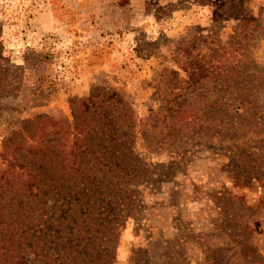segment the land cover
Instances as JSON below:
<instances>
[{
  "label": "rangeland",
  "instance_id": "374dc122",
  "mask_svg": "<svg viewBox=\"0 0 264 264\" xmlns=\"http://www.w3.org/2000/svg\"><path fill=\"white\" fill-rule=\"evenodd\" d=\"M239 18L255 20L256 27ZM0 55L7 80L20 87L8 94L0 88V171L12 154L31 166L36 182H65L63 170L72 183H83L72 200L61 202L63 209L51 197L0 187V237L13 226L20 231L15 239L24 230L37 232L35 238L45 243L38 249L52 256L37 253L39 261L55 264L51 252L66 242L64 234L73 228L76 238V231L89 229L92 212L77 202L94 200L93 192L84 193L89 178L101 182L108 175L95 165L81 179L69 168L57 169L66 160L54 146L62 138L71 144L84 124L78 100L115 92L127 116L113 123L98 119V110L85 116L91 154L81 155L80 167L100 161L104 150L116 154L113 159L129 169L130 186L139 192V221L129 217L104 225L105 238L96 237L80 264H162L167 245L170 258L177 253L169 264H264V123L242 147L250 162H234L219 151L207 125L211 116L203 104L209 95L187 98L185 110L206 109L192 132L169 128L173 111L166 100L170 87L189 86L184 68L197 58L201 64L222 60L227 67L199 86L215 88L225 100L258 88L257 103L263 104L264 0H0ZM42 78L48 85L36 88ZM183 104L180 99L177 106ZM42 137L43 144L50 142L49 153L29 151ZM66 257L63 264H75L76 256Z\"/></svg>",
  "mask_w": 264,
  "mask_h": 264
},
{
  "label": "trees",
  "instance_id": "16d2710c",
  "mask_svg": "<svg viewBox=\"0 0 264 264\" xmlns=\"http://www.w3.org/2000/svg\"><path fill=\"white\" fill-rule=\"evenodd\" d=\"M239 19L241 24L251 23L254 28L256 27L255 20H245L244 18ZM246 25L247 24L243 25L244 27L242 28L243 36L248 35ZM202 57H205V54L202 55ZM211 58L212 56L209 55V59ZM2 59L3 58L0 55V62ZM209 61L210 60L204 61L202 64L197 58L190 61L188 67L184 68V71L189 73V86L183 87L178 84L179 86L175 85L170 87L169 95L171 97L166 99L169 103L167 110L173 111V114L170 116V119L167 118V121L169 122L168 126L171 129H177V133L184 130L192 132L190 129L196 127L202 116V112L206 111V109L204 108L202 110H198L190 108L185 110L187 98H192L193 94L197 92L199 93V97L206 98L209 95L210 98L206 100L203 105L206 106L208 110L206 114L211 116L207 119V125L211 126L210 130L215 131L212 135L215 134L218 137L217 144L219 146V151H221L224 156H227V158H233L234 162L249 163V159H244L246 154H244L242 147L247 142V139H250L248 138V134H253V131L258 127L259 123L260 125L264 123V100H262L263 104H258V99L256 98V95H259L261 90L252 86L254 89L248 91V95L246 96L243 94H239V96H237L236 93H233L230 94L231 99L229 100H225V97L218 99L217 95L220 92L216 91L217 93H215V88H212V91H210L206 90L205 86L198 85L203 80H212V75L217 76L227 68L225 66L226 63L222 62V60L215 62ZM205 64H208V66H205ZM6 74V70H3L0 67V88L2 89V93H16L20 89L19 83L17 86L13 87V84L7 80L8 76ZM46 81L43 78L40 79L36 88L48 85L46 84ZM36 88L33 87L31 90H34V97L40 98L38 94L36 95ZM262 92H264V88H262ZM97 97L99 98L97 99ZM44 99L45 97L40 100H36L34 98L33 102L40 103ZM180 99H184V104L182 106H177ZM121 109L120 97L115 92H109L107 95L95 93L78 100L77 113L81 115L80 118L83 119L84 124L81 125L80 123L79 130L72 135L73 140L71 144L67 143L65 145L64 142L67 141V139L62 138L60 141L63 142L62 145L54 146L58 147V150L59 148L61 149L63 155L62 158L63 160H66V164L56 166L57 169L69 168L73 171V173L71 172L72 174L77 175V179H81L85 178L82 172H85L86 175L91 173V170L93 169L92 165H95L96 169L99 171H105V176L108 175V179L101 182L91 181L89 178L88 181L90 182H88V188L84 190V193L88 191L93 192L95 198L92 201L90 199L80 198L81 200L77 202V205L79 209H81L82 206L86 208L88 207L86 212L88 215L92 212V214L88 217L89 220L92 219V224L87 231H76V238L73 234V228L69 236L68 234H64V236L67 237L66 242H64L61 246H58V244L55 245L51 252L52 254H55V257L57 258L58 263L55 264H63V261H68L66 256L70 257L71 255L76 256L74 258L72 257V261L75 262V264H80V261L85 258L84 255L86 256V254L81 253L93 250L96 237L105 238L103 236V233L106 230V227H103L104 225H114V223H116L114 220H118L122 224V222L129 217L137 222L139 221L136 219V215L141 210L139 192L137 191L136 185L132 187L130 186V180H128L130 173L129 169L126 168V166L118 165V162L113 159L116 154H111L110 152L104 150L100 161L95 162V159L90 161L91 165L87 170L86 168L80 167L81 155L87 156L91 154L88 146L91 126L87 125V118H85V116H93L95 115V110H98L101 115V117L98 116V119L102 120L106 117H110L113 121L108 122L113 123L119 115L123 117L127 116L126 113L121 114ZM116 111H118V113H116ZM112 115H115V117H112ZM44 140H46V137H42V139L37 140L32 146H30L29 151L36 153L40 150L44 154L49 153L47 148L49 147L50 142L47 141L43 144L42 141ZM54 140L55 139L53 138L51 141ZM58 141L59 139L56 138V142ZM68 145H70L69 150ZM79 150L80 152L78 153ZM9 156L10 157H4L3 161L6 163V166L0 171V187L6 190L10 189L12 186H16L17 188L14 187L11 190L27 197H38L40 195L47 196L49 198L51 197L56 201V203L59 204L60 202L58 208L63 209L65 208V205L61 204V202H64L66 199L72 200L70 194L75 191L77 193V191L81 190L83 187V183H72L69 178H65L67 176L66 172L63 170L61 172L65 182H57L56 179L48 183L40 180L39 182H36V175L33 173L31 166L29 168L25 165V163H19L16 156L12 154ZM96 157H98V155H96ZM99 158H101V156H99ZM67 164L70 166L68 167ZM110 180L112 182L107 183ZM49 198H45L43 200V206L48 207L46 204L51 202ZM73 200L75 201V199ZM83 201H87V203L81 204ZM84 207L82 209H84ZM94 211H96L97 214H93ZM115 211H117V213L114 215L113 213ZM84 215L85 213L82 214V216ZM58 219L60 220V218ZM59 227L60 226L56 228ZM24 231L25 232L19 234L17 239L12 237L14 234L20 232L19 228L16 226H13L12 229L7 231L5 230L2 233L6 234V236L0 237V261H3V264H51L41 262L44 258L39 261L37 253H45L47 258H51L52 256L50 252L41 248V250L38 249L39 247H44L45 243H41L39 242V239L35 238L37 232ZM108 231L110 232L112 230L109 229ZM63 232H66V229H63ZM57 233L58 235L61 234V232ZM111 237L112 236H109V238ZM26 240H30L31 242H27ZM36 240H38V243ZM55 241H58V238H56ZM166 248L167 254L165 253L163 256H166L167 258L161 262L162 264H169L172 259H177L176 251L172 252V256L174 258H170L171 256L168 254V245ZM35 253L36 255H34ZM208 262L209 260H207V263ZM145 263L147 264V262H144V264ZM210 263H214L213 258Z\"/></svg>",
  "mask_w": 264,
  "mask_h": 264
}]
</instances>
